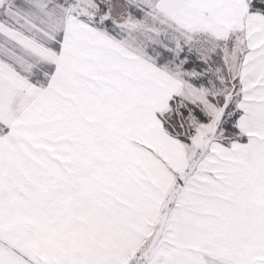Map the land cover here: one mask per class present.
I'll return each instance as SVG.
<instances>
[{"label":"snow or ice","instance_id":"6c2138e0","mask_svg":"<svg viewBox=\"0 0 264 264\" xmlns=\"http://www.w3.org/2000/svg\"><path fill=\"white\" fill-rule=\"evenodd\" d=\"M0 264H264V0H0Z\"/></svg>","mask_w":264,"mask_h":264}]
</instances>
